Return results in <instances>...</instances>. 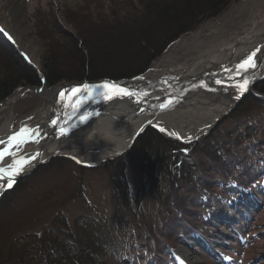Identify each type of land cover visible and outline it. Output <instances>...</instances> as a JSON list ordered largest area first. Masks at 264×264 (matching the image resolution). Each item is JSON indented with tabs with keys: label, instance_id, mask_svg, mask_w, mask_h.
<instances>
[{
	"label": "rangeland",
	"instance_id": "1",
	"mask_svg": "<svg viewBox=\"0 0 264 264\" xmlns=\"http://www.w3.org/2000/svg\"><path fill=\"white\" fill-rule=\"evenodd\" d=\"M87 1L0 0V29L19 52L23 51L22 47L15 42V35L24 41H31L36 47L39 64L31 61L35 63L36 67L42 69V42L34 33V24H36L34 18L41 13L44 22L54 19L71 30V25L64 19L63 11L79 4L85 9L89 8L92 4H87ZM255 7L257 4L253 0H235L223 13L208 19L196 30L183 35L161 57L171 52L173 56L175 55L176 60L184 61L191 53L185 48L191 45L181 47L179 45L181 40L188 38L191 41L194 39V34L200 31L199 40L202 42L200 45L194 43V46L203 50L208 45L223 39L224 35L228 36L232 32L239 31L242 28V23L247 21L256 10ZM9 26L13 28V31ZM212 32L215 34L210 36ZM177 45L180 48H176ZM194 51L195 54H198L196 48ZM160 58L155 62L162 59ZM63 82L53 86L45 84L49 88H58L62 86ZM260 83L255 86L254 91L259 92L257 86ZM41 86L43 85L22 86L21 90L19 87L13 96L19 92H22L23 96L15 101L5 115L12 114L15 123L21 119L30 118L42 104L40 96L34 93L35 89L41 88ZM25 87H30L31 90L25 91ZM252 94L254 93L248 94L246 98L242 99L235 109L223 117L213 129L205 132L193 142L198 140L201 143L206 142L208 136H213L215 146L225 145L221 149L226 156L228 155L229 160L234 161V154L239 153L237 161L243 167L247 162L243 159L242 154L244 153L241 151H244L248 144L260 143L253 147L257 152L251 157L257 160L263 156L264 160V103L253 100L246 101ZM248 135L251 137H247ZM140 137L133 147L123 155L105 159L94 166L80 163L70 157L57 156L31 175L20 180L17 186L22 184L14 193L16 199L14 198L13 202L4 209L0 222L1 231L7 234L9 242L16 244V249L27 248L30 245L29 236L44 235L46 232V234L53 233L54 237L58 235L60 244L63 245L70 240L66 235L68 229L83 241L88 236L94 237L98 232H102L104 236L110 238L112 249L120 248L122 254L120 253L121 256L117 262L119 260L121 262L117 264H130L128 258L130 253L134 256V264H145L135 227L142 228L144 235L147 233L149 224L154 220L156 212L159 210L157 192L160 191L166 197L169 188L166 180L159 177L156 186L145 187L143 196L138 193V189L142 180L145 179L144 177L149 173L154 174V170H157L159 166L170 169V167L173 168V165L172 155L164 153L166 155L159 158V166L157 163L155 164L158 166H156L157 168L151 166L149 161L154 155L151 153L149 160L143 158ZM243 139L245 140L241 141ZM229 146L232 149L230 151L227 150ZM213 149L214 147H211L210 150L204 151L201 144L200 148L194 150L193 154L197 161L195 162L199 163L196 172L200 177L203 175L204 178L213 176L211 180L217 181L220 189L217 187L218 191L211 193L200 188L201 199L188 193L190 187L196 182H188L186 184L187 191H182L183 194H189L188 206H196L203 212L202 216L205 220L200 222H203L202 224L206 228L198 229L195 236L191 237L196 241L191 240L189 244L182 240L173 246L170 258L176 262L175 264L182 263L178 250L186 248L199 258L200 264H264V201L257 206L255 202L251 203V200L244 201L242 199L244 194L248 195L250 192L246 191L245 193L237 186V181L242 177L240 175H243V170L239 168L241 165L235 162L233 164L235 171L227 169L222 174L219 168L213 167ZM222 150L220 151L222 152ZM107 163L108 166H105ZM262 165L261 163L260 166ZM206 167L211 168V171L208 170L204 173ZM224 188L233 192H228L223 197L218 192L224 193ZM160 189L165 190L161 191ZM255 189L256 192L264 195V182L257 184ZM124 195L127 197H123ZM132 206H136L137 210L130 211L129 208ZM237 206L240 212L236 211ZM215 211H217L215 214L221 213V217L210 215ZM235 218H240L242 225L238 222L239 219L235 221ZM150 220L152 221L150 222ZM223 231H225V235L221 234ZM74 238L75 236L71 239ZM198 243H204L206 246L198 245ZM108 245L109 243L103 244V247L107 248ZM65 246L72 247L70 243ZM102 259L107 260L105 255L102 256ZM61 261L57 264H61ZM110 262L115 264L116 259Z\"/></svg>",
	"mask_w": 264,
	"mask_h": 264
},
{
	"label": "trees",
	"instance_id": "2",
	"mask_svg": "<svg viewBox=\"0 0 264 264\" xmlns=\"http://www.w3.org/2000/svg\"><path fill=\"white\" fill-rule=\"evenodd\" d=\"M234 1L88 0L86 3L92 4L89 8L85 9L79 4L63 11L71 30L54 19L44 22L39 13L34 18V33L42 42V69L27 60L5 33L0 31V104L13 96L19 87L41 85L43 78L48 86H53L63 81L102 78L117 80L143 74L183 35L223 13ZM257 90L264 95V82L257 86ZM263 95L252 94L246 101L264 103ZM213 139V136H208L206 142L198 140L185 143L154 128H149L140 137L143 158L149 160L150 154L154 155L149 161L151 166L157 168L159 158L166 155L164 153L172 155L173 165L170 169L159 166L154 174L149 173L144 177L138 189V193L143 196L145 187L156 186L159 177L166 180L169 188L166 197L160 191L157 192L159 210L154 220H150L152 222L147 233L144 235L142 228L135 227L145 264H169V261H164L161 257L170 258L173 246L195 236L198 229L205 228L203 222H200L205 220L203 212L196 206H188V196L191 193L195 198L201 199L202 188L214 193L218 191V183L211 180L213 176L204 178L202 174V177L197 174L199 163H196L194 150L200 148L201 144L204 151L214 147L213 167L219 168L222 174L227 169L235 171L233 164L239 163V153L233 156L236 161L229 160L221 149L225 145L215 146ZM259 144H248L241 151L247 164L243 167L239 163L243 175H240L242 177L237 181V186L245 193L250 192L248 195L244 194L247 200H258L260 204L264 201V196L256 192L255 188L257 184L264 182V160L263 156L257 160L251 157L257 152L253 147ZM227 150L232 149L229 146ZM208 170L211 171V168L206 167L203 172ZM188 182L196 183L190 187L189 194H183L182 191L188 189ZM21 184L0 198V222L4 209L13 202L14 193ZM223 190L224 193L218 192L223 197L224 194L233 192L225 188ZM137 203L139 204L138 199ZM135 207L129 208L130 211L137 210ZM66 232L67 239L70 240L63 245L60 244L58 235L54 237L53 233L45 232L44 235L29 236V247L16 249V244L9 242L7 234L0 228V264H57L61 260V264H113L110 261L115 259V264L121 262H117L122 254L120 248L112 249L110 238L102 232L94 237L88 236L85 241L70 229ZM69 243L72 245L70 248L65 246ZM108 243L107 248L103 247V244ZM103 255L107 260L102 259ZM128 258L130 264H134L132 253L128 254Z\"/></svg>",
	"mask_w": 264,
	"mask_h": 264
},
{
	"label": "bare ground",
	"instance_id": "3",
	"mask_svg": "<svg viewBox=\"0 0 264 264\" xmlns=\"http://www.w3.org/2000/svg\"><path fill=\"white\" fill-rule=\"evenodd\" d=\"M253 1L257 4V7H255L256 10L247 21L242 23V28H240L239 31L232 32L228 36L224 35L223 39L208 45L205 49L202 48L203 50L194 46L195 44L200 45L202 42L199 40L200 31L194 34L193 38L196 39L195 41L192 39L191 41L193 42L189 41L188 38L181 40L179 43L181 47H188L189 44L191 45L185 48L191 52L190 55H188L184 61H180L176 60L175 55L173 56L170 52L166 56L161 57V60L155 62L152 67L146 71L145 79L151 81L153 77L171 74L180 77H192L199 73L211 72L214 70L240 71L237 69V65L246 60L247 57L257 49H259V51L254 58V62L255 64L258 62L264 64V0ZM9 28L13 31L11 26H9ZM213 34H215V32H212L210 36H213ZM14 40L22 47L23 52L20 53H22L27 60H33L38 65L39 59L36 47L32 42L24 41L18 35H15ZM179 45H177L176 48H178ZM195 48L198 50V54H195ZM172 53L175 52L172 51ZM34 62L32 63L35 65ZM136 82L141 81L137 80ZM62 86L58 88H49L46 86L45 88L41 87L35 89L34 93L38 94L42 100L41 106L30 118L21 119L17 123L14 122V116L12 114L5 115V113L11 109L22 92H19L16 96H11L3 102L0 107V151L7 148L8 154L5 155L3 159H0V164L18 165L17 162L23 158L28 161V163L23 166L27 168L36 160L33 159V157L37 158V153L41 152L40 155L43 159H46L50 153H59L62 157L67 156L83 164L96 165L118 152H121L130 142L135 130L144 119L140 118L135 121L133 119V122H130L133 116L132 113L136 108L130 107V105L126 103L127 105H125V109H123L124 103H122L116 104V106H107V110L110 112L109 114L105 110L100 116L92 114L90 121H85L79 128L72 125V127H68L63 134L60 132L52 133L50 132L51 118L57 111L59 103L61 102L62 98L61 96L57 98V93ZM239 94V92L235 91L234 93H228L225 98L220 96L216 98L208 92L199 91L181 106L149 117L153 118L152 124L155 127L160 129L163 128L165 132L169 134L172 133L182 140H185L182 142H191L203 135L219 117L228 112L235 104ZM150 96L151 95L147 94V96L142 95L140 97L147 99ZM154 96L156 95L154 94ZM133 97L129 98L133 101ZM129 98H124V100L126 101ZM91 110L92 109L81 110L76 116L77 119H80L81 122V117L83 116H87V119L90 118ZM65 113L64 121H67L70 119L73 112L72 110H67ZM117 117H122L123 120L117 121L119 119ZM127 122L129 123L127 124ZM22 128H26L29 131L25 133L23 137L18 138V140L9 147V137L19 133ZM32 130H38L39 134H35ZM21 140L23 141L22 143ZM122 154H124V152L121 153L120 156ZM17 185L11 190L4 192L7 193L16 189ZM7 186L8 181L0 178V194ZM2 196H0V198ZM235 209L237 212H240L238 206ZM215 213H217V211L210 215H216L218 218L221 217V213ZM221 234L225 235V231ZM186 241L189 242V244L191 243L188 239ZM208 244L211 245V243ZM183 249L184 250H178L182 260V263L180 262L179 264H200L198 257L190 253L188 249ZM161 258H163L164 261H169V264L176 263L168 256H162Z\"/></svg>",
	"mask_w": 264,
	"mask_h": 264
},
{
	"label": "water",
	"instance_id": "4",
	"mask_svg": "<svg viewBox=\"0 0 264 264\" xmlns=\"http://www.w3.org/2000/svg\"><path fill=\"white\" fill-rule=\"evenodd\" d=\"M145 75L146 72L132 77L131 79L124 78L114 80L110 78H102L99 80L63 82V86L59 88L60 90L57 93V98L60 97L61 92H64L65 96L61 99L57 111L51 118L50 132L59 133L61 128L67 130L68 127L71 128L72 125H75L76 128H79L85 121H90L92 114L100 116L104 113V110L109 114L110 112L109 110H107V106H116V104L124 103V106L122 108L125 109V105L129 104L130 107L136 108V110L132 113L133 116L130 119V122H133V119L134 121L140 118L144 119L140 122L138 128L134 132V135H132V139L126 145V147L121 152H118L117 154L110 157L115 158L119 157L121 153H126L130 148H132L136 140L140 136H142L143 133L149 128L160 130V128H157L152 124L153 118H150L149 116H156L162 112L168 110L170 111L173 108L181 106L183 103L187 102L191 98V96H193L199 91L208 92L216 98H218L219 96L225 98L228 93H234L235 91L239 92V97L233 107L223 116L219 117L209 127V129L206 131L209 132L217 125V123L222 120L223 117L227 116L233 109H235L236 105L242 99L246 98L248 94H260L259 92L254 91V88L258 83L264 81V64L262 62H258L256 64V67L248 68L246 71L214 70L211 72L199 73L192 77H180L178 75L173 74L161 75L153 77L151 81L146 80ZM244 79H247L249 81V85L247 87V90L241 93L236 87H234V85L237 83H241ZM137 80H140L141 82H136ZM217 80L221 81L222 83L217 84ZM44 81L45 79L43 78V86H41L43 88L47 86ZM105 83L115 84L118 85L120 88H124L129 90L130 92L135 93L136 95H134V97L131 96L134 98V100L132 101V99H130L131 97L129 98V96H119L115 94L112 95L111 99H105L104 93L108 91L107 89H104L102 87V85H104ZM83 85H89V88L83 89ZM74 88H80L81 91L74 95L72 92ZM19 89L21 90L22 88L20 87ZM24 90H31V88L25 87ZM147 94L151 95L147 99L140 97L142 95L147 96ZM154 94L156 96H154ZM22 96L23 93L18 96L17 100L22 98ZM124 98L129 99L125 101ZM77 101H79V103H77ZM161 104H164L166 107L161 108ZM86 107L88 110L92 109L90 111V118L81 120L80 122V119H77L76 116L81 110H87ZM67 110H72L73 113L69 120L64 121L66 115L65 112ZM117 118H119L117 121L123 120L122 117ZM52 121H56L57 123L53 124ZM128 123L129 122H127V124ZM172 135L179 138L181 141H185L174 134ZM40 153L41 152L37 153L38 157L35 158L36 160L31 166L27 168L23 167L22 171L11 177L13 180L12 186L5 187V189L1 192L0 196L4 193V191L11 190L12 188H14V186L17 185L20 180L34 173L41 166L49 163L53 158L61 156L59 155V153H50L46 159H43ZM11 165L13 166V164ZM9 166L10 165L0 164V168L6 170L5 174L0 175V178L5 179L6 181H8V183L9 173L11 171ZM14 166L18 167L19 165Z\"/></svg>",
	"mask_w": 264,
	"mask_h": 264
},
{
	"label": "snow or ice",
	"instance_id": "5",
	"mask_svg": "<svg viewBox=\"0 0 264 264\" xmlns=\"http://www.w3.org/2000/svg\"><path fill=\"white\" fill-rule=\"evenodd\" d=\"M0 31H3L2 29H0ZM259 51V49H257L256 51H253L251 53V55H249L247 57L246 60H244L242 63H240L239 65H237V69L238 70H244L246 71L248 68H254L256 67V64L254 62V58L257 56V52ZM217 84H221L222 82L217 80L216 81ZM249 85V81L247 79H244L241 83H237L234 85V87H236L238 89V91H240L241 93H243L244 91L247 90V87ZM83 89H88L89 88V85H83L82 86ZM102 87L104 89H107L108 91L104 93L105 95V99H111L112 98V95L115 94V95H119V96H134L136 95L135 93L133 92H130L129 90L127 89H124V88H120L118 85H115V84H110V83H105L104 85H102ZM81 89L80 88H74L72 90L73 94L75 95L76 93L80 92ZM146 95V94H145ZM60 96L61 98H63L65 96V93L64 92H61L60 93ZM139 102V101H138ZM77 103H79V101H77ZM161 108H165L166 106L164 104H161L160 105ZM82 120H85L87 119V116H83L81 117ZM53 124H56L57 122L56 121H52ZM29 130L26 129V128H22L20 130L19 133L15 134V135H12L9 137V147H11L13 145L14 142H16L18 140V138L20 137H23L25 135V133H27ZM160 131H164L163 128L160 129ZM32 132H34L35 134H39L38 133V130H32ZM60 132L63 134L66 132V129L64 128H61L60 129ZM23 141L21 140V143ZM8 154V149H4L3 151H0V159H3L5 155ZM36 157H33V159H35ZM28 163V161L24 160L23 158H21L20 161L17 162V164L19 165L18 167H14L12 165L9 166V168L11 169L10 173H9V183H8V186L11 187L12 186V183H13V180H12V176L18 174L20 171L23 170V166L24 164ZM5 169L3 168H0V175H3L5 174Z\"/></svg>",
	"mask_w": 264,
	"mask_h": 264
}]
</instances>
